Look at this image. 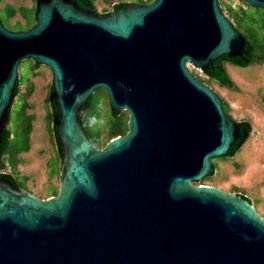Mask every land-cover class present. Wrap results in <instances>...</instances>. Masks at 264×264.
Listing matches in <instances>:
<instances>
[{
    "label": "water",
    "instance_id": "95a60500",
    "mask_svg": "<svg viewBox=\"0 0 264 264\" xmlns=\"http://www.w3.org/2000/svg\"><path fill=\"white\" fill-rule=\"evenodd\" d=\"M264 7V0H244ZM36 21L0 18V139L19 62L52 72L59 191L39 197L0 178V264H264V215L241 193L195 183L228 155L240 121L197 77L251 50L220 0H151L100 14L77 0H35ZM104 88L128 130L103 147L79 111Z\"/></svg>",
    "mask_w": 264,
    "mask_h": 264
},
{
    "label": "rangeland",
    "instance_id": "374dc122",
    "mask_svg": "<svg viewBox=\"0 0 264 264\" xmlns=\"http://www.w3.org/2000/svg\"><path fill=\"white\" fill-rule=\"evenodd\" d=\"M116 1L118 0H95L96 11L111 10L113 2ZM222 1L230 3L232 0ZM34 3L35 0H1L0 7L11 4L17 8L19 6H31ZM248 11L257 16L256 20H264V7H253ZM224 13L228 15L227 11ZM0 18L12 30L20 29L12 26L17 22L21 24L26 22L19 12L9 17L8 22L4 21L1 13ZM242 31L247 33L246 30ZM260 32L264 34L263 29ZM29 61L28 58L19 62L18 75L21 76L19 87L21 86L22 92H27L31 86L27 102L30 103L28 110L35 113V119L31 132V146L28 151L21 153L23 162L19 164L18 170L20 169L19 172H21L19 176L21 180L23 175H29L25 189L42 197L47 193L46 190L50 188L51 184L59 186L61 163L56 158L55 145L50 134L51 115L47 104L50 84L52 83V72L44 64L31 67ZM189 67L196 75L206 78L203 71L191 65ZM226 67L234 83L238 86V90L228 88L214 80L207 83L213 86L224 98L228 113L236 120H250L253 129L240 150L234 155L214 157L217 163L216 171L211 178L206 179L203 183L215 184L228 191L246 194L255 203L259 213L264 215V62L247 66L227 62ZM29 79L32 84H29ZM105 102L107 101L104 98L99 103L101 113L99 124L101 125L106 122L103 108ZM11 110L10 127L13 135L16 134L14 142L17 143L18 147H22L24 142L22 129L27 121H24V116L19 112V97L13 101ZM102 130L106 133V126L103 125ZM105 137L104 135L103 139ZM10 147L8 150L11 149Z\"/></svg>",
    "mask_w": 264,
    "mask_h": 264
},
{
    "label": "trees",
    "instance_id": "16d2710c",
    "mask_svg": "<svg viewBox=\"0 0 264 264\" xmlns=\"http://www.w3.org/2000/svg\"><path fill=\"white\" fill-rule=\"evenodd\" d=\"M77 1L81 5L87 7L88 9H94L95 11L97 10L95 0H77ZM130 1L131 0H118L116 2H113L111 10H104L98 13L103 14L109 11L116 10L128 4ZM132 1L136 4H145L151 0H132ZM221 5L223 10L227 11L228 17L231 19L235 28L245 35L246 46L250 48L251 54L246 55V59L239 56L228 57L227 55L222 54L214 59L213 63L210 65L209 68L203 70V72L206 75V78H202L199 75H196L194 72L193 73L201 80H204L206 82L214 80L224 86H227L228 88L238 90V86L234 83L230 73L228 72L226 63L230 62L232 64L239 66H247L254 63L257 64L264 62V34L260 32L262 31V29L264 30V20H256L257 16L252 15V13L248 11L250 8H253V6L249 5L244 0H232L230 3H225L224 1L221 0ZM34 9H36L35 3L31 6L28 5L19 6L17 8L11 4H6L4 7H0V13L3 16L4 21L8 22L9 17L15 15L16 12H19L26 22L25 24H21L20 22H17L15 25L12 26L19 27L20 29H27L28 27L33 25L36 21V18L34 17ZM1 20L3 21L2 18ZM242 30H246L247 33ZM29 60H30L29 64L31 67H36L41 65V63H37L31 58H29ZM20 82H21V76L18 77V83ZM28 82L29 84H32V81L30 79L28 80ZM30 91H31V86H29L27 92L26 91L22 92L21 86L20 87L18 86L16 89V99L18 97L20 98L19 112L22 116H24L23 117L24 121L25 120L27 121L24 128L22 129V132L24 134L23 146L18 147L17 143L14 142V140L16 139V134L13 135L12 129L10 127L11 118L9 120V125L5 127V129L3 130L0 139V178H6L12 181L19 189H25V184L29 179V175H23V179L22 180L20 179L19 176L21 174L18 170V166L20 163L23 162V157L20 156L19 154L21 152L27 151L29 149V146H31V132L33 130V121L35 119V113L33 111L28 110L30 103L27 101ZM104 98L107 101L105 102L103 107L106 115V122L101 125L99 124L101 120L99 103ZM222 100H223L222 105L224 107V110L226 113H228L226 101L224 100V98H222ZM108 102L109 100L106 90L100 87L93 92V94L89 97L87 104L83 105L82 110L79 111V117L86 130V133L89 136V138L97 145V147H103L111 138L121 133H125L128 130V122H127L129 117L128 110L122 109L119 112H114L111 108H109ZM47 104L51 115L50 134L53 143L55 145L54 148H55L56 158L61 163L62 145L55 133L56 122L58 120V113L53 104L52 83L50 84V91L48 94ZM238 121H240L242 130L244 129L245 131L251 128L250 120L242 119ZM103 125L106 126V133H104V131L102 130ZM104 135L106 136L105 139H103ZM246 139L247 136L245 137L240 136L233 144L230 153L228 155H217V156L227 157L234 155L236 152H238V150H240L242 144L245 142ZM8 147H10L11 149L8 150ZM214 157L216 156H213L212 158L214 164V169L212 173L205 176L201 180L202 182L194 181L195 183H203V181L211 178L214 175L217 168V163ZM49 187L50 188L46 190L47 193H45V195L42 196L43 198L58 193L59 186H54L51 184ZM241 194H243L244 197H247L250 201H252L251 198L248 197L246 194L244 193Z\"/></svg>",
    "mask_w": 264,
    "mask_h": 264
},
{
    "label": "crops",
    "instance_id": "0c3cea01",
    "mask_svg": "<svg viewBox=\"0 0 264 264\" xmlns=\"http://www.w3.org/2000/svg\"><path fill=\"white\" fill-rule=\"evenodd\" d=\"M29 147H30V146H29ZM28 150H29V149H28ZM28 150H27V151H28ZM21 153H22V152H21ZM21 153L19 154L20 156H21ZM20 164H22V163H20ZM18 167H19V166H18ZM19 171H20V169H19ZM20 173H21V172H20Z\"/></svg>",
    "mask_w": 264,
    "mask_h": 264
},
{
    "label": "flooded vegetation",
    "instance_id": "af4514ba",
    "mask_svg": "<svg viewBox=\"0 0 264 264\" xmlns=\"http://www.w3.org/2000/svg\"><path fill=\"white\" fill-rule=\"evenodd\" d=\"M241 130H242V128H241ZM242 132H244V129L242 130Z\"/></svg>",
    "mask_w": 264,
    "mask_h": 264
}]
</instances>
